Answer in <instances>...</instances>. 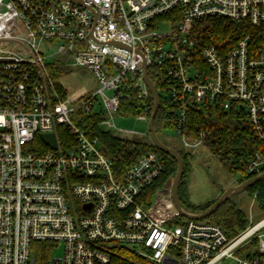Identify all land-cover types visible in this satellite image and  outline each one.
Listing matches in <instances>:
<instances>
[{"label":"built area","instance_id":"2783aa9c","mask_svg":"<svg viewBox=\"0 0 264 264\" xmlns=\"http://www.w3.org/2000/svg\"><path fill=\"white\" fill-rule=\"evenodd\" d=\"M79 1L97 17L71 1L0 0V264H264V217L230 238L206 219L181 215L174 178L145 206L165 159L150 151L118 177L76 115L100 114L99 126L114 136L153 144L149 130L143 136L114 123L135 105L149 128L145 61L148 74L153 68L168 80L170 104L182 107L174 133L186 154L206 134L184 133L185 102L244 110L264 148V42L249 34L225 50L193 33L194 22L209 17L264 28V0ZM59 67L86 69L95 89L71 96L52 75ZM42 134L55 135V149ZM245 173H264V151Z\"/></svg>","mask_w":264,"mask_h":264},{"label":"trees","instance_id":"16d2710c","mask_svg":"<svg viewBox=\"0 0 264 264\" xmlns=\"http://www.w3.org/2000/svg\"><path fill=\"white\" fill-rule=\"evenodd\" d=\"M194 37L201 44H210L218 49L230 50L236 42L243 36L252 35L257 43L264 42V28H256L248 24H236L219 17H209L194 22ZM69 72L67 68H55L52 75L56 80L57 87L60 88V79ZM150 78L161 100V107L155 119V130L160 141L165 145L179 151L184 161L183 175L179 185V199L182 207L192 213L200 214L206 212L215 202L208 201L200 206H191L187 200V175L191 169L193 155L186 154L181 147H174L163 141L160 135L164 130L175 131V116L182 109L177 103L170 102L173 100L171 94L167 92L166 84L168 80L163 75L157 74L155 70L149 69ZM153 100L151 99V102ZM120 115L136 117L138 109L134 106H124ZM185 112L184 133L188 138L194 139L201 132L206 134L204 146L208 148L210 154L216 158L230 173L242 172V178L239 183H243L255 175H247L245 166L253 160L257 152L263 153L264 148L260 142L255 130L248 121L247 113L244 110L238 111L234 106L228 110L220 108L213 103L195 104L185 102L183 104ZM79 121L77 124L88 129L91 137H98L103 152L114 162L115 172L121 177L124 172L133 165L138 159L150 151H154L165 159L166 169L158 181L149 188L144 196L148 201L156 192L162 188L165 183L174 178L177 172V160L172 155L160 151L147 139L124 140L114 136L108 131H104L99 126L102 119L100 114L86 115L82 111L76 113ZM60 139L65 136L60 133ZM246 192L251 196H256V200L264 208V179L250 186ZM206 220L210 223L220 226L230 237H235L247 226L245 214L237 206L232 197H228L210 215ZM38 245V244H36ZM46 253L44 248L36 251V260L41 261L42 256Z\"/></svg>","mask_w":264,"mask_h":264},{"label":"rangeland","instance_id":"374dc122","mask_svg":"<svg viewBox=\"0 0 264 264\" xmlns=\"http://www.w3.org/2000/svg\"><path fill=\"white\" fill-rule=\"evenodd\" d=\"M49 55L51 51L46 50ZM53 60H48L51 63ZM61 83L67 87L69 94L78 98L95 89L96 83L92 75L83 68L70 67L69 72L61 79ZM114 123L117 129L131 130L143 136L148 135V123L137 120L135 117L116 116ZM101 129L107 131L106 126L101 125ZM160 138L178 148L179 138L171 130H164ZM243 173H230L214 158L208 148L200 146L193 155L191 169L187 175V200L189 205L200 206L208 201L218 199L227 189L239 184ZM237 206L245 214L247 225L250 220L256 222L264 217V208L257 200L253 199L248 192L243 191L231 196ZM52 255L61 257L62 247L56 248Z\"/></svg>","mask_w":264,"mask_h":264},{"label":"water","instance_id":"95a60500","mask_svg":"<svg viewBox=\"0 0 264 264\" xmlns=\"http://www.w3.org/2000/svg\"><path fill=\"white\" fill-rule=\"evenodd\" d=\"M52 1H54V2H60V1L74 2L76 4H79L80 6H83L87 9L91 10L94 13L95 17H97L95 11H93L92 9H90L89 7L84 5L83 2H81L79 0H52ZM109 44L110 45H119V46H123L127 49H130L129 47H127L121 43H118V42H110ZM136 52H138V51H136ZM143 59H144V57H143ZM143 69H144V80H145V83H146V85H147V87H148V89L152 95L153 102H154L153 111H152V114H151L150 120H149L150 137L152 139L153 144L160 151L172 155L177 160L178 167H177V172H176V175H175L174 181H173V199H174L176 207L179 210V212L181 213V215L188 217V218H192V219H202V220L207 219L210 215H212L218 209V207L223 203V201L225 199H227L228 197H231L234 194L246 191L250 186H252L256 182L264 179V173H263L261 175L255 176V177H253V178H251V179H249L243 183H239L238 185L230 187L204 213H200V214H196V213L195 214H187V213H185L183 211V207H182V204H181L180 199H179V185H180L181 178L183 175L184 161H183L182 155L179 153L178 150L165 145L164 143H162L160 141L159 137L157 136V133L155 130V119H156L157 114H158L160 107H161V100H160L158 92L155 88V85H154L153 81L151 80V78L148 74L147 65H146L145 61L143 62ZM41 138L52 149L56 148V138H55L54 134H42ZM90 206L91 205H86L85 208H89Z\"/></svg>","mask_w":264,"mask_h":264}]
</instances>
